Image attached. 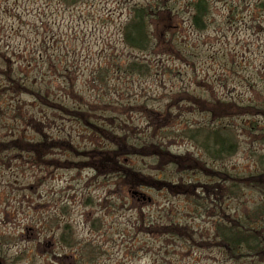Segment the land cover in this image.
I'll return each mask as SVG.
<instances>
[{
  "label": "rangeland",
  "instance_id": "obj_1",
  "mask_svg": "<svg viewBox=\"0 0 264 264\" xmlns=\"http://www.w3.org/2000/svg\"><path fill=\"white\" fill-rule=\"evenodd\" d=\"M150 1L81 0L76 7L69 8L52 5L47 0H25L20 12L22 18L18 20L11 11L13 0H0V35L4 31L10 39H13V33L18 35L20 39L13 47L21 50L28 44L37 51L43 44L58 40L60 48L57 52L65 56V49L73 50L75 54L69 53L68 59L69 62L76 61L78 93L89 96L94 105H97L94 97L103 94L104 86L89 88L86 81L95 75L100 65L111 66L108 86L112 99L107 93L102 95L109 107L98 104L104 111L96 118L98 127L109 130L112 114L121 113L119 108L109 110L110 106L125 100L113 101H118L122 94L123 99L130 96L126 104H130L132 111L126 115L133 114L134 120L127 126L128 134L148 137L149 143L161 141V148L174 156L202 162V165L187 170L171 165L165 159L130 158V167L140 176L169 184L157 188L137 186L113 178L108 172L89 171L86 166L70 170L54 164L39 169L34 166L30 170V164L18 167L15 163L0 164L2 264H234L207 242L212 230L215 232L216 224L215 219L209 217L223 219L222 216L227 214V220L236 216L234 219H239L242 214L254 216L263 208L264 176L262 179L252 177H260L258 174L264 172L261 163L264 161V134L259 130L251 131L247 125L253 121L263 127L264 119L241 116L217 123L233 128L238 151L224 161L214 162L199 143L182 132L188 126L213 123L209 116L195 109L185 94L205 103L216 97L242 105L260 102V107L264 108V8L258 7L264 0L213 1L211 21L205 33L195 32L188 21L189 4L193 0H167L185 12L177 36L185 48L181 54L184 60L174 56L161 59L155 54L152 58L146 57L153 63L151 75L119 74L116 64L126 66L135 58L145 57L124 46L121 31L128 20L129 9ZM40 16L54 27L53 33L46 37L38 35ZM259 21L261 27H258ZM190 55L196 58L192 59ZM232 67L239 73L232 75ZM175 94L182 102L169 111L166 129L156 131L152 137L154 132L149 131L147 119L139 108L166 109ZM55 120L67 124L64 134L75 137L74 142L81 151L108 148V140L98 139V134L105 133L96 129L91 132L58 115ZM116 126L115 122L114 128ZM1 130L0 125V139L7 136L6 130ZM49 131L50 137L57 138V134ZM56 155L65 161L64 151L52 153V156ZM204 163L206 167H214L215 172L226 168L228 170L224 172L233 176L228 190H224L227 185L222 186L223 196L218 200L224 212L218 206L216 209L212 197L206 200L209 195L201 193L202 186H209L218 176L206 171ZM106 168L107 165L101 167L102 170ZM17 174L21 180L24 175H32L33 179L23 183L13 179ZM249 176L261 186L247 184L236 190L234 184L240 185L241 178L248 179ZM253 181L247 180V183ZM189 184L195 186L188 190ZM205 203L209 207L206 213L202 210ZM149 222L155 226L145 230ZM168 222L174 223V227L181 226L182 235L163 234L162 228ZM66 226L69 232L65 241L62 238ZM197 236L201 239L190 242ZM255 263L264 264V259Z\"/></svg>",
  "mask_w": 264,
  "mask_h": 264
},
{
  "label": "trees",
  "instance_id": "obj_2",
  "mask_svg": "<svg viewBox=\"0 0 264 264\" xmlns=\"http://www.w3.org/2000/svg\"><path fill=\"white\" fill-rule=\"evenodd\" d=\"M24 1L13 0L11 11L13 17L18 20L22 18L20 12ZM47 1L52 5L57 4L58 6L73 8L81 0ZM169 1L152 0L143 5L132 6L129 9L128 20L121 31L122 41L126 48L137 51L145 57L135 58L129 61L126 66L116 64V70L119 74L138 75L139 77L151 75L153 63L148 58H152V55L155 54L161 59L163 56H174L183 59L181 54L185 48L178 41L177 36L179 29H181L179 22L185 12ZM213 1L215 0H193L190 2L191 11L188 21L195 32L205 33L208 30L212 17ZM258 7L264 8V1H260ZM46 20L41 16L39 18L38 35L40 37H46L48 33L54 31V27ZM261 25L262 22L259 21L258 27H261ZM75 35L77 36V34ZM9 39L5 31L2 32L0 35V125L1 129L6 130L7 136L0 139V164L13 165L15 163L16 167L22 166V164H30L32 165L30 170H33L34 166L39 169L54 164H60L61 167H67L66 169L70 170H79L82 166H86L89 171L94 169V172H108L109 175L113 174V178L127 180L137 186L141 185L146 188H151V186L157 188L165 182H161L160 179V182H158L149 177L140 176L130 167V162H128L130 158L154 157L158 161L165 159L169 164L187 170L202 165L199 160L193 159L190 162L186 157H176L166 149L163 150L161 141L149 143L150 138L148 137H133L128 134L129 128L127 126L134 120L131 116L133 114L126 115L127 112L132 111L130 104L128 102L126 104V100L130 96H125V99H123L124 94H122L118 101L112 100L115 103H119L121 100L125 101L113 105L114 107L110 106L109 110L119 108L121 113L112 114V124L107 128L109 130H104L101 126L98 127L96 118L104 112L98 104H101L103 108L109 107L108 103H105L107 100L102 95L107 93V96L111 98V89L108 84L110 82V71L112 70L109 64L100 65L97 71L94 72L95 75L93 74L86 81L89 88L94 86L92 87L94 89L96 85L104 86L103 94H97L94 97V100L97 101V105H94L89 96L79 95L78 93L79 73L76 69V61L73 59L72 62H69L68 59L69 53L75 54L73 50L68 52L65 49V56L57 52L60 48L59 40L50 44L45 43L46 45L43 44L37 51H33L28 44H26L24 50H21L19 47H13L16 45L15 41L20 39L18 35L13 33V39ZM11 40H13V44ZM190 56L192 59L196 58L194 55ZM231 73L232 75L238 74L239 70L232 67ZM60 89L61 91H59ZM185 95L195 109L209 116L208 118H211L214 124L188 126L182 132L199 143L203 151L214 162L224 161L234 156L238 151V143L233 128L229 125L217 123H225L227 120H232L233 117L241 116L264 119V108L260 107L262 106L260 102L254 101L242 105L237 101H233L235 102L233 103L213 97L212 101H206L207 103H205L195 96ZM180 102H182L181 99L179 100L175 94L169 99L166 109L149 110L144 107L139 108L141 114L145 115L146 118H144L147 119L149 131L154 132L152 137H155L156 131L166 129L165 125L170 117L169 111L179 107ZM57 115L63 118L64 121L80 124L91 132L96 129L99 133H105L98 134L100 136L98 139L108 140V148L103 150L95 148L92 152L81 151L74 142L75 137L73 138L71 134H64L67 132L65 128L67 124L56 121ZM115 122L117 126L114 128ZM247 126H250L251 131L259 130L264 134V126H258L253 121L249 122ZM49 130L57 134V138L50 137ZM171 133L172 131L168 135ZM63 138L65 139L63 140ZM62 151L65 152V161L59 155L52 156V153ZM261 163L264 165V161H261ZM105 165H107L106 170H102L101 167ZM97 168L100 170H97ZM204 168L206 171L218 174L213 179L215 182L201 188V193L204 196L209 195L206 200H209L210 197L213 198L212 201L217 209V206L219 207L218 200L223 196L222 186L227 185L224 190H228L233 176L224 172L228 170L226 168L223 171L215 172L214 167H206L205 163ZM258 175L260 177L252 178L262 179L264 172ZM19 176L17 174L13 179H18L23 183L33 179L32 175H24L27 176V179L23 176L22 180ZM250 178L251 176L248 179L247 177L241 178L240 185L234 184L235 189L243 188L247 184L261 186L259 182H254ZM247 180L253 182L247 183ZM194 186L189 184L186 189L189 190ZM262 190L264 191V189ZM210 194L212 195L210 196ZM197 199L200 201L199 196ZM211 205L212 203L209 204V206ZM208 208L205 203L202 206L203 212L206 213ZM220 210L224 212L223 208H220ZM226 215L222 216L223 219L217 216L209 217L215 219L216 224L214 226L215 232L213 233L212 230L207 242L217 247L222 253V257L234 264H256V261L264 259V206L259 212L256 211L254 216L242 214L239 219H234L237 218L236 216L227 220L225 219ZM173 225L174 223L168 222L162 228V233L170 237L181 236V226L174 227ZM154 226V223L149 222L145 230H149ZM68 232L66 226L63 240H65ZM200 239L197 236L190 242H197Z\"/></svg>",
  "mask_w": 264,
  "mask_h": 264
},
{
  "label": "water",
  "instance_id": "obj_3",
  "mask_svg": "<svg viewBox=\"0 0 264 264\" xmlns=\"http://www.w3.org/2000/svg\"><path fill=\"white\" fill-rule=\"evenodd\" d=\"M0 264H2V263L0 262Z\"/></svg>",
  "mask_w": 264,
  "mask_h": 264
}]
</instances>
